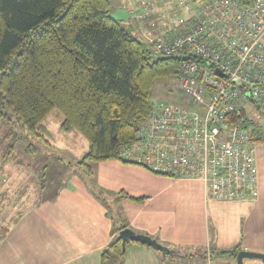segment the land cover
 <instances>
[{"label":"trees","instance_id":"trees-1","mask_svg":"<svg viewBox=\"0 0 264 264\" xmlns=\"http://www.w3.org/2000/svg\"><path fill=\"white\" fill-rule=\"evenodd\" d=\"M111 13L110 0H0V119L36 133L58 109L61 130L76 129L89 142L77 164L126 161L120 150L148 118L155 81L175 77L180 66L177 56L153 58L143 38ZM261 134L255 119L252 140ZM9 228L0 226V240ZM239 251L237 244L217 254L236 257ZM125 255L118 233L101 264L113 257L123 264Z\"/></svg>","mask_w":264,"mask_h":264},{"label":"built area","instance_id":"built-area-1","mask_svg":"<svg viewBox=\"0 0 264 264\" xmlns=\"http://www.w3.org/2000/svg\"><path fill=\"white\" fill-rule=\"evenodd\" d=\"M151 15L132 11L153 58H180L175 78L189 99L154 101L120 155L201 180L218 201L256 198L251 130L254 113L264 116V0H174L159 20Z\"/></svg>","mask_w":264,"mask_h":264},{"label":"crops","instance_id":"crops-1","mask_svg":"<svg viewBox=\"0 0 264 264\" xmlns=\"http://www.w3.org/2000/svg\"><path fill=\"white\" fill-rule=\"evenodd\" d=\"M140 1L154 0H116L112 12L125 11L118 21L133 25L131 8ZM169 1L157 0L154 8L172 7ZM76 159L57 165L59 178L64 172L61 183L9 223L0 240V264H101L102 251L121 223L171 247L205 249L211 264H236L237 256L217 251L237 244L264 253L263 130L255 141L258 196L248 200L218 201L201 180L157 174L118 158L86 164ZM169 258L164 261L158 250L131 242L123 264L177 263ZM106 264L119 261L113 257ZM244 264L264 260L246 257Z\"/></svg>","mask_w":264,"mask_h":264},{"label":"rangeland","instance_id":"rangeland-1","mask_svg":"<svg viewBox=\"0 0 264 264\" xmlns=\"http://www.w3.org/2000/svg\"><path fill=\"white\" fill-rule=\"evenodd\" d=\"M171 1L174 2H169ZM111 2L116 3V0ZM144 2L132 5L130 18L134 27L129 21H120L123 28L142 38L141 31L137 28L140 22L132 17L133 8L151 9V17L156 20H159L162 12L154 8L157 0ZM187 99L189 96L177 87L175 77L159 78L155 81L154 101L182 104ZM254 117L264 131V116L254 113ZM62 119L61 112L54 109L44 120L46 130L36 133L19 122L0 119V226L9 225L16 215L54 191L64 175L61 172L59 178L55 174L59 171L57 165L62 163L68 166L70 162L77 160L76 157L81 159L88 150L89 142L78 130H61ZM44 172L45 182L42 180ZM42 185L44 190L41 189ZM178 249L181 250L180 253L168 255L169 259L177 261L176 264H211V252H204L203 249Z\"/></svg>","mask_w":264,"mask_h":264},{"label":"water","instance_id":"water-1","mask_svg":"<svg viewBox=\"0 0 264 264\" xmlns=\"http://www.w3.org/2000/svg\"><path fill=\"white\" fill-rule=\"evenodd\" d=\"M124 13L126 12L125 11L112 12L111 16L114 19L119 20L122 18ZM119 237L122 239L123 251L126 250L127 241H132V242H139L141 244H145L147 246L154 248L155 250L160 251L164 259L167 257V255L181 252L180 249L168 246L160 242L156 237H153L143 232H139L129 226H126L119 231ZM246 257H257L264 260V253L241 250L237 254V264H244V258Z\"/></svg>","mask_w":264,"mask_h":264}]
</instances>
